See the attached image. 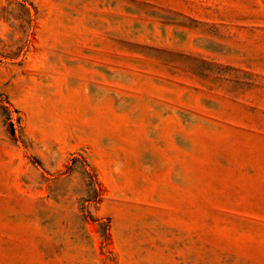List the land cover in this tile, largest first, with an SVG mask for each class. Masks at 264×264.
Instances as JSON below:
<instances>
[{"label": "rangeland", "instance_id": "rangeland-1", "mask_svg": "<svg viewBox=\"0 0 264 264\" xmlns=\"http://www.w3.org/2000/svg\"><path fill=\"white\" fill-rule=\"evenodd\" d=\"M0 264H264V0H0Z\"/></svg>", "mask_w": 264, "mask_h": 264}]
</instances>
